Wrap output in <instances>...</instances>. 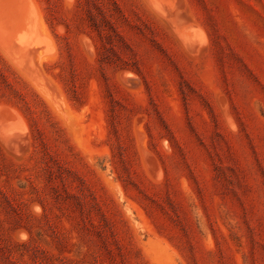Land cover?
<instances>
[{"label":"rangeland","instance_id":"374dc122","mask_svg":"<svg viewBox=\"0 0 264 264\" xmlns=\"http://www.w3.org/2000/svg\"><path fill=\"white\" fill-rule=\"evenodd\" d=\"M0 264H264V0H0Z\"/></svg>","mask_w":264,"mask_h":264},{"label":"bare ground","instance_id":"6f19581e","mask_svg":"<svg viewBox=\"0 0 264 264\" xmlns=\"http://www.w3.org/2000/svg\"><path fill=\"white\" fill-rule=\"evenodd\" d=\"M180 13V12H179ZM178 13V14H179ZM180 15V14H179ZM26 36V35H25ZM24 36V37H25ZM201 36H204V35H201ZM203 40V39H202ZM202 43H200V45H201ZM205 44V43H204ZM46 45H47V47H48V44L46 43ZM45 45V46H46ZM49 55H50V50H49V47H48V49H46V50H41L39 53H37V61L41 64V63H43L45 60H48V57H49ZM52 55H54V54H52ZM52 55H50L51 57H52ZM35 60H36V58H35ZM37 63V62H36ZM42 65V64H41ZM27 67V66H26ZM30 69V68H29ZM32 72H34V71H32ZM23 73V72H22ZM27 73V72H26ZM30 74V73H29ZM33 76V75H32ZM47 97V96H46ZM10 145V144H9ZM11 149H12V147H11Z\"/></svg>","mask_w":264,"mask_h":264}]
</instances>
